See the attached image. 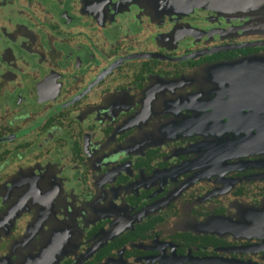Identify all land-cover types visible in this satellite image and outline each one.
Segmentation results:
<instances>
[{
	"label": "flooded vegetation",
	"instance_id": "flooded-vegetation-1",
	"mask_svg": "<svg viewBox=\"0 0 264 264\" xmlns=\"http://www.w3.org/2000/svg\"><path fill=\"white\" fill-rule=\"evenodd\" d=\"M256 90L264 0H0V264H264Z\"/></svg>",
	"mask_w": 264,
	"mask_h": 264
},
{
	"label": "water",
	"instance_id": "water-1",
	"mask_svg": "<svg viewBox=\"0 0 264 264\" xmlns=\"http://www.w3.org/2000/svg\"><path fill=\"white\" fill-rule=\"evenodd\" d=\"M260 78H262V77H260ZM255 92H258V93H261V98L263 97L264 98V91L263 90H256ZM263 95V96H262ZM257 124V123H256ZM259 125V124H258Z\"/></svg>",
	"mask_w": 264,
	"mask_h": 264
},
{
	"label": "rangeland",
	"instance_id": "rangeland-1",
	"mask_svg": "<svg viewBox=\"0 0 264 264\" xmlns=\"http://www.w3.org/2000/svg\"><path fill=\"white\" fill-rule=\"evenodd\" d=\"M264 94V93H263ZM263 96V95H262Z\"/></svg>",
	"mask_w": 264,
	"mask_h": 264
}]
</instances>
